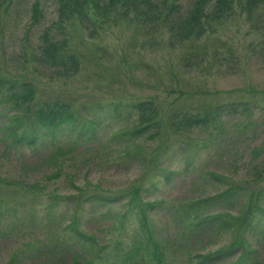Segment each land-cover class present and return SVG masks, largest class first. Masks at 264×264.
<instances>
[{
  "label": "rangeland",
  "instance_id": "1",
  "mask_svg": "<svg viewBox=\"0 0 264 264\" xmlns=\"http://www.w3.org/2000/svg\"><path fill=\"white\" fill-rule=\"evenodd\" d=\"M147 1L87 4L83 24L59 25L57 0H0V79L31 86V112L52 101L75 112L15 145L2 126L17 90H0V264H264V2L247 13L233 0L178 43L154 17L162 0ZM43 33L76 56L75 73L42 63ZM232 102L245 115L197 122Z\"/></svg>",
  "mask_w": 264,
  "mask_h": 264
},
{
  "label": "trees",
  "instance_id": "2",
  "mask_svg": "<svg viewBox=\"0 0 264 264\" xmlns=\"http://www.w3.org/2000/svg\"><path fill=\"white\" fill-rule=\"evenodd\" d=\"M234 1H236L238 5L242 8V10L246 11L247 13L252 12L254 8H257L258 5L264 2V0ZM176 2H180V0H172L171 2H168L167 0H162L160 6L156 7L154 17H157V20L160 17L161 20H165L164 22H166L169 26V31H171L172 36L178 43H181V41H191L201 37L205 32L204 24L207 22L208 19L216 21L227 17L228 14H230L233 0H214L209 12L206 11V0H192L190 6H188L187 9L184 11H180L182 10L181 5ZM57 4V12L59 15L57 17L59 19V25L64 23L65 21L70 22V20L76 21L80 23V25L83 24V22L86 20L84 10L87 4H90L95 10L98 9L105 11L109 9H121L124 12L128 9H131L133 11L140 10L141 12V4H144L145 8L148 7V9L154 5L153 3H151L150 1L148 2L147 0H57ZM37 7L38 4L36 2L31 5V10L35 20L36 16L38 15ZM104 20L106 19H103L102 22H105ZM41 37L43 44L41 47H39V49L41 50L40 58L42 60V63L46 62L48 65L58 66L61 70L64 71L63 75L67 74L68 69L70 71L69 73H75L76 69L80 66V61L76 58V56H74L72 53H68V55L66 53H58L59 50L65 48V45L58 46V44L64 42H52L49 39L47 33H43ZM13 83L16 82L0 79V90L3 88L8 91H12V89L17 90L15 97V99L19 101V103H15V106L18 109L17 115H13L12 117L8 118L6 120L7 123L2 126L4 132L8 137L15 138L12 140L15 145H23L26 148H31V146H33L37 141V133H39L41 130L47 131L48 133H52L55 128H58L60 123H67L70 119L74 118L75 112L69 111L71 107L67 102L52 101L51 103H49V105L47 103L43 106V108H39L36 111L33 110L31 112L30 105L34 96L31 86L28 83H21L20 85H14ZM59 103H61V105H59ZM145 105L146 104L138 103L137 105H135V108L140 109ZM19 106H23V108ZM225 109H230L237 116L242 114L245 115V113L248 111V108H246V104L242 102H232L226 105L222 104L221 106L216 105L213 106V109L209 108V110L205 112V117L203 121L198 120L197 122L207 123L210 121H216L219 117L217 113L219 111L222 112ZM10 122L12 124L18 123L16 125L20 127H17L16 125H14V127L11 125ZM18 129L21 132V136H17L16 131ZM130 196V201L127 203L128 206L132 205L134 201L138 202L135 191H132ZM99 199V201H96L91 198L92 201H95H91V204L94 206L95 203H99L100 206H104L107 205L109 202V199L105 197H101ZM136 213L138 214V219L141 220L140 222H145L143 214L138 211H136ZM72 227V225H68L67 228L69 233L77 236ZM147 234L148 237L146 236L147 238H145L146 245L152 246L151 249H153L152 252L153 255H155L153 258H155V261L157 260L160 262V257H158L157 255L158 248L154 243L151 242L150 233L147 232ZM82 238L84 240H89L83 236ZM83 243L85 244V242ZM236 243L237 242H235V245H240ZM232 248L229 250L230 252ZM228 252H219V255L209 254L200 258L202 259V262H205L209 259L225 257ZM232 263L239 264V261L238 259H236Z\"/></svg>",
  "mask_w": 264,
  "mask_h": 264
}]
</instances>
